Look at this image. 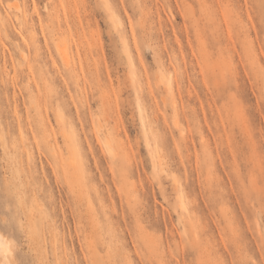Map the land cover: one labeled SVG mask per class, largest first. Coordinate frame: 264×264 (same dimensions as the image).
<instances>
[{"label": "rangeland", "instance_id": "obj_1", "mask_svg": "<svg viewBox=\"0 0 264 264\" xmlns=\"http://www.w3.org/2000/svg\"><path fill=\"white\" fill-rule=\"evenodd\" d=\"M4 216L15 264H264V0H0Z\"/></svg>", "mask_w": 264, "mask_h": 264}, {"label": "bare ground", "instance_id": "obj_2", "mask_svg": "<svg viewBox=\"0 0 264 264\" xmlns=\"http://www.w3.org/2000/svg\"><path fill=\"white\" fill-rule=\"evenodd\" d=\"M33 4H34V2H33ZM32 6H34V5H32ZM35 7V6H34ZM36 8V7H35ZM34 8V9H35ZM17 12L20 14L21 13V15H22V17H23V19L25 20V22H26V19H27V15H26V12H27V7H25V5H23V9H21V10H19V9H17ZM18 14V15H19ZM59 50V52H61V54H63V52H62V50L61 49H58ZM167 83H168V81H167ZM170 83V82H169ZM171 84V83H170ZM166 85V90L167 91H169V90H171V86L169 85V84H165ZM192 221H193V219H192ZM196 226V225H195ZM196 230V229H195ZM0 237H2L3 239L2 240H0V244H3L4 246H5V250H8V252H9V254L8 255H4L3 254V251L4 250H0V262H3V261H6L7 262V264H15V262L14 261H12L11 259L13 258V256H15V255H13L14 254V249H13V245H12V242L10 241L11 239H8V237L5 235V233H3L1 230H0ZM14 259V258H13ZM14 262V263H13Z\"/></svg>", "mask_w": 264, "mask_h": 264}, {"label": "snow or ice", "instance_id": "obj_3", "mask_svg": "<svg viewBox=\"0 0 264 264\" xmlns=\"http://www.w3.org/2000/svg\"><path fill=\"white\" fill-rule=\"evenodd\" d=\"M0 227L4 228L5 230H14L15 229V218L12 216H4L0 217ZM3 238L0 237V240ZM0 250H4L3 254L6 256L9 254L8 250H5V246L0 244ZM0 264H7L6 261L0 262ZM18 264H25L23 260L18 261Z\"/></svg>", "mask_w": 264, "mask_h": 264}]
</instances>
